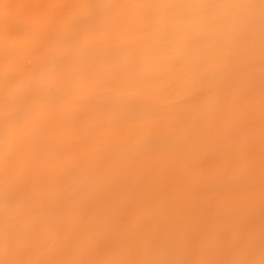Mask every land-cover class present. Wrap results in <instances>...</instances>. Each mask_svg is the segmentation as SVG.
Segmentation results:
<instances>
[{
  "label": "bare ground",
  "instance_id": "obj_1",
  "mask_svg": "<svg viewBox=\"0 0 264 264\" xmlns=\"http://www.w3.org/2000/svg\"><path fill=\"white\" fill-rule=\"evenodd\" d=\"M0 264H264V0H0Z\"/></svg>",
  "mask_w": 264,
  "mask_h": 264
}]
</instances>
